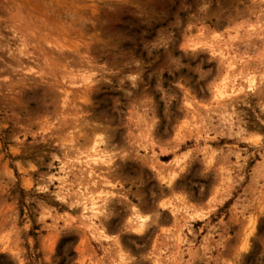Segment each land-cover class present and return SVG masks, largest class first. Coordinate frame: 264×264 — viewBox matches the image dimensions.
<instances>
[{"label":"rangeland","instance_id":"1","mask_svg":"<svg viewBox=\"0 0 264 264\" xmlns=\"http://www.w3.org/2000/svg\"><path fill=\"white\" fill-rule=\"evenodd\" d=\"M0 264H264V0H0Z\"/></svg>","mask_w":264,"mask_h":264},{"label":"bare ground","instance_id":"2","mask_svg":"<svg viewBox=\"0 0 264 264\" xmlns=\"http://www.w3.org/2000/svg\"><path fill=\"white\" fill-rule=\"evenodd\" d=\"M252 79H253V78H252ZM253 81H254V79H253V80H250V82H249V87H250V88L253 86V85H252Z\"/></svg>","mask_w":264,"mask_h":264}]
</instances>
